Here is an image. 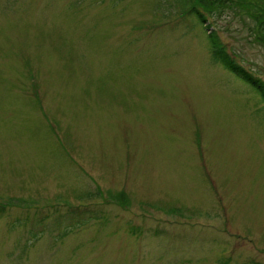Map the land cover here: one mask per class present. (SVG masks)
<instances>
[{"label": "rangeland", "instance_id": "obj_1", "mask_svg": "<svg viewBox=\"0 0 264 264\" xmlns=\"http://www.w3.org/2000/svg\"><path fill=\"white\" fill-rule=\"evenodd\" d=\"M263 11L0 0V264H264Z\"/></svg>", "mask_w": 264, "mask_h": 264}, {"label": "trees", "instance_id": "obj_2", "mask_svg": "<svg viewBox=\"0 0 264 264\" xmlns=\"http://www.w3.org/2000/svg\"><path fill=\"white\" fill-rule=\"evenodd\" d=\"M226 0H182L184 6L189 9V13H191L202 25H206L208 21H210V17H212V13L216 9L223 8L225 5ZM233 1V0H229ZM245 1V0H244ZM241 3V2H240ZM207 14H210L209 17ZM260 21V25L264 28V11L262 14V17L257 16ZM211 24H208L206 26V29L208 30V39L210 43V52L211 57L214 62L222 65L226 70L230 71L231 73L238 76L241 80L248 83L253 89L260 95L262 101L264 102V79L261 78L258 74L254 73L253 71L246 68L244 65H242L240 62L237 61V59L228 51L226 44L222 41V38L220 37L219 33L217 32V29H211ZM264 31V29H263ZM264 42V38H261ZM121 196L120 198H122ZM125 200V198H124ZM125 204V203H123ZM6 205H1L0 208V214L3 213L5 210ZM95 218L98 219V216L95 215ZM90 219L87 218L86 222ZM19 226V220L17 222L12 223L11 227L16 228ZM71 230L69 227L67 228V231H65L62 235H66ZM37 236L40 237L43 232H40L39 234L34 232Z\"/></svg>", "mask_w": 264, "mask_h": 264}]
</instances>
